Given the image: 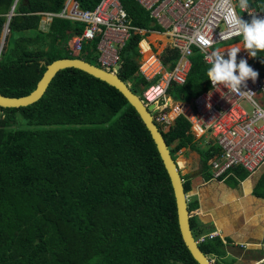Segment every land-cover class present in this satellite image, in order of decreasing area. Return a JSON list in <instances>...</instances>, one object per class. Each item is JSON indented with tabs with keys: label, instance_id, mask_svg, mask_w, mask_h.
I'll return each instance as SVG.
<instances>
[{
	"label": "trees",
	"instance_id": "1",
	"mask_svg": "<svg viewBox=\"0 0 264 264\" xmlns=\"http://www.w3.org/2000/svg\"><path fill=\"white\" fill-rule=\"evenodd\" d=\"M14 1L0 0V32ZM77 1L82 9L92 10L101 0ZM120 1L133 26L165 32L137 0ZM63 2L18 0L0 54V94L28 95L47 65L59 60L101 68L96 53L101 38L84 43L80 55L67 50V42L82 34V24L56 18L49 33L37 32L36 13L59 12ZM263 5L257 7L264 11ZM142 38L132 35L119 71L138 96L147 85L137 75ZM178 60L173 49L162 58L165 67L172 64L169 69ZM192 63L188 85L169 91L178 100L188 101L209 88L198 51ZM198 83L201 88L193 90ZM188 129V121L179 117L163 132L167 144L184 138ZM170 183L136 108L83 72L61 71L38 102L0 107V264H197L182 242ZM189 222L194 237H200L196 220ZM213 242L199 247L208 255Z\"/></svg>",
	"mask_w": 264,
	"mask_h": 264
},
{
	"label": "built area",
	"instance_id": "2",
	"mask_svg": "<svg viewBox=\"0 0 264 264\" xmlns=\"http://www.w3.org/2000/svg\"><path fill=\"white\" fill-rule=\"evenodd\" d=\"M150 13L165 32L170 46L177 51L179 61L173 71H167L160 56L153 52L145 37L148 31L133 26L128 13L120 0H101L92 10L81 8L77 0H66L58 13H43L48 23L54 18L73 23H81V35L73 37L69 44L72 55H79L84 43L101 38L98 50V63L101 69L119 75L122 50L132 35H141L139 52L143 61L139 74L148 83L143 95L147 107L154 105L153 120L162 132L169 131L179 117L190 122L198 133H209L216 139L222 150L221 158L212 164V177L223 180L230 171L242 168L250 174L264 165V77L258 75L255 82L248 80L241 91L247 94L231 93L222 85L212 87L192 103L174 101L168 95L172 86L187 84L191 70V59L198 50L207 66L211 67V55L219 51L228 59V51L240 46L237 64L247 58L243 49L242 36L235 35L230 27V16L235 15L246 22L252 16L264 17V11L241 8L240 0H137ZM8 23L5 25V34ZM153 33H161L155 32ZM204 36L208 45L198 39ZM241 39L234 44L225 43ZM2 45V44H1ZM224 45V46H220ZM253 58V57H252ZM256 58V57H255ZM258 74L257 67L250 65ZM156 81L158 83L154 84ZM252 107L248 112L242 103ZM216 234H212L215 236ZM205 237L196 239L204 243Z\"/></svg>",
	"mask_w": 264,
	"mask_h": 264
},
{
	"label": "crops",
	"instance_id": "3",
	"mask_svg": "<svg viewBox=\"0 0 264 264\" xmlns=\"http://www.w3.org/2000/svg\"><path fill=\"white\" fill-rule=\"evenodd\" d=\"M17 2L18 0H15L13 5L16 6ZM65 2L66 0H64L62 7ZM262 2L264 1L262 0ZM262 2L260 0H247V6L251 9L261 11L263 9L257 7V5H263ZM252 5L253 7H251ZM43 13L58 12L36 13L40 16L37 32L47 34L50 32L54 19L56 18L51 23H48ZM2 32L5 37V27L0 33ZM31 34L32 32L25 33V36ZM7 36L4 38L6 40L5 44L1 45L2 43H0V54L3 47L6 46V42H8V39H6ZM145 39L152 47L153 52L160 56L161 61L163 55L169 50H172L170 41L162 33H153L150 31ZM70 40L67 42V50L72 55L68 47ZM126 46L122 50V55L124 54ZM98 47L99 45L96 46L97 55H99ZM87 53L85 52L84 54L87 55ZM130 54L133 58H136L137 53L131 52ZM143 59L139 52L137 58L139 66ZM192 59L190 73L193 67ZM246 60L249 66L252 64L255 65L259 75L264 77V51L258 50L256 58H252L248 53ZM41 64L45 65L43 62ZM170 65L172 66V64ZM170 65L166 67L169 72L173 71L177 63L173 69H169ZM121 68L118 69V74ZM209 68V66L203 65L205 71L208 72ZM137 75L142 77L139 72ZM189 81L187 80V82ZM156 83L158 81L154 84ZM208 83L209 88L207 90L201 93H193L188 101L174 99L169 93L168 95L174 101L192 103L197 97L210 90V80ZM128 85L131 88V85ZM147 86L148 83L146 88ZM196 88H201V85L199 83L196 84L193 90ZM144 91L145 87L141 91L143 95ZM141 99H143V96ZM176 121L172 127L175 126ZM188 123L189 129L187 135L184 138L175 139L170 145V149L171 153L176 155L175 161L183 177L184 185L189 187V191L186 192L187 200L189 208H192L191 211L189 209L191 219H195L197 223L196 232L201 234L198 238L205 237L206 243L214 241V246H212L214 251L208 254L209 259L215 264H264V165L253 174L248 173L242 168H238L231 170L230 175L223 180L213 179L212 164L221 158L222 150L220 145L209 133H198L193 130L190 122ZM214 233L216 235L212 236Z\"/></svg>",
	"mask_w": 264,
	"mask_h": 264
},
{
	"label": "water",
	"instance_id": "4",
	"mask_svg": "<svg viewBox=\"0 0 264 264\" xmlns=\"http://www.w3.org/2000/svg\"><path fill=\"white\" fill-rule=\"evenodd\" d=\"M14 8L15 6L13 5L8 15V21L12 16ZM68 69H74L83 72L88 76L105 83L109 87L115 89L133 108H136L151 131V135L157 145L161 159L168 172L171 181L170 185L175 200L177 225L184 246L197 264H215L209 259V256L203 253V251L200 249L199 245L196 243L193 232L191 231L189 222L191 215L183 177L178 169L176 161L173 158L170 146L167 144L163 132L153 120V111L155 106L152 105L147 107L143 100L136 93H133L130 86L120 79L119 75L109 73L101 68H97L81 60H59L50 66H47V70L44 73L42 79L39 81L37 88L28 95L22 97H8L0 94V107L20 108L27 107L38 102L45 95L55 76L59 72Z\"/></svg>",
	"mask_w": 264,
	"mask_h": 264
},
{
	"label": "clouds",
	"instance_id": "5",
	"mask_svg": "<svg viewBox=\"0 0 264 264\" xmlns=\"http://www.w3.org/2000/svg\"><path fill=\"white\" fill-rule=\"evenodd\" d=\"M241 8H247V0H240ZM230 27L235 35L242 36L241 43L249 55L253 58L257 56V51H264V17L252 16L251 22H246L235 15L230 16ZM203 45H208L209 40L204 36L198 38ZM241 47L235 46L228 51V59H224V53L219 51L213 52L211 67L207 72L208 80L211 81L212 87L220 85L231 93L247 94L250 91H241L242 86L247 87V81H256L258 73L253 70L247 63V60L241 59L237 64V54Z\"/></svg>",
	"mask_w": 264,
	"mask_h": 264
},
{
	"label": "rangeland",
	"instance_id": "6",
	"mask_svg": "<svg viewBox=\"0 0 264 264\" xmlns=\"http://www.w3.org/2000/svg\"><path fill=\"white\" fill-rule=\"evenodd\" d=\"M12 16H13V13H12ZM11 16V17H12ZM10 17V18H11ZM10 20V19H9ZM8 21V20H7ZM8 35V32H7V34H5V37ZM4 37V33L2 32V33H0V43H2V45L3 44H5V38ZM241 39H237V40H234V41H231V42H228V43H225L224 45H230V44H234V43H236L237 41H240ZM224 45H220V46H224ZM33 47H35V49H37V50H41L42 49V47H38L37 45H35V46H33ZM39 48V49H38ZM43 49H44V47H43ZM45 50H47V47L45 48ZM75 56V55H74ZM143 61V60H142ZM142 96H143V94L141 95L140 94V97L142 98ZM170 96H173V98L174 99H176L175 97H177V94H173V93H171L170 94ZM242 106L248 111V112H251L252 111V107L248 104V103H246V102H243L242 103ZM21 123H22V125H23V127H24V121L23 120H21ZM172 155H173V158H174V160H176V155L174 154V153H172ZM177 264H180V263H177ZM219 264H221V263H219Z\"/></svg>",
	"mask_w": 264,
	"mask_h": 264
}]
</instances>
